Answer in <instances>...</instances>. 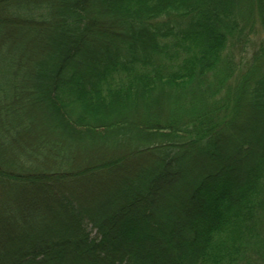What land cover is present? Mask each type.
I'll return each mask as SVG.
<instances>
[{
  "label": "trees",
  "instance_id": "1",
  "mask_svg": "<svg viewBox=\"0 0 264 264\" xmlns=\"http://www.w3.org/2000/svg\"><path fill=\"white\" fill-rule=\"evenodd\" d=\"M0 264H264V0H0Z\"/></svg>",
  "mask_w": 264,
  "mask_h": 264
},
{
  "label": "rangeland",
  "instance_id": "2",
  "mask_svg": "<svg viewBox=\"0 0 264 264\" xmlns=\"http://www.w3.org/2000/svg\"><path fill=\"white\" fill-rule=\"evenodd\" d=\"M102 155H104V156H102ZM107 156H106V154L105 153H102L101 154V152H99V154H97V155H94V154H92V156L90 157V161H92V162H97L98 160H102V159H104V158H106ZM87 161V160H86ZM85 162V159L83 160V163ZM99 177H101V176H99ZM103 177V176H102ZM90 184L91 183H86L85 184V182H81L80 184H79V187H78V189H80V191L82 192V191H85V190H83V189H86V190H90V187L92 186H90Z\"/></svg>",
  "mask_w": 264,
  "mask_h": 264
}]
</instances>
